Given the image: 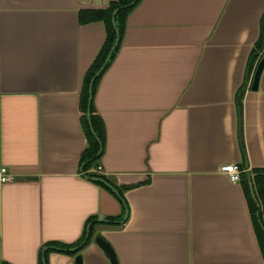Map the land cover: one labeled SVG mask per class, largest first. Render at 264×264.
<instances>
[{
	"label": "crops",
	"instance_id": "obj_1",
	"mask_svg": "<svg viewBox=\"0 0 264 264\" xmlns=\"http://www.w3.org/2000/svg\"><path fill=\"white\" fill-rule=\"evenodd\" d=\"M113 1L0 0V264L78 250L91 219L79 254L45 264H110L97 236L118 264H264L242 181L221 172L244 167L249 187L264 170V0H139L92 99L106 141L88 173L107 190L82 172L79 107L106 33L79 13Z\"/></svg>",
	"mask_w": 264,
	"mask_h": 264
},
{
	"label": "trees",
	"instance_id": "obj_2",
	"mask_svg": "<svg viewBox=\"0 0 264 264\" xmlns=\"http://www.w3.org/2000/svg\"><path fill=\"white\" fill-rule=\"evenodd\" d=\"M138 3L139 0L136 2L135 0H116L111 2L104 10H89L79 13V22L81 25L103 23L106 33V38L102 49L83 78L79 107L80 112L82 113L81 126L87 142V147L80 158L82 172L84 175L86 174L85 177H87L89 180H92L95 184H98L107 190H110L112 187L106 185L107 182L103 177L97 175L96 173H88L92 169L98 170L99 162L103 154L102 151L106 141L104 124L101 118L95 112L92 99L94 98L101 77L109 69L119 52L125 34L128 16L136 8ZM113 13H115V27L112 23ZM117 39L118 44L115 46ZM263 53L264 39H260L254 46L250 56V71L253 70L254 65L257 64ZM110 54L111 56L107 61ZM91 83V90H89ZM90 99L91 101L89 102ZM88 109L90 110V126L87 118ZM100 151L101 154L97 158V155ZM240 170L242 171L240 174V180L242 181L244 195L248 203L254 234L264 262V170H251L249 173V175H251V181L258 206L251 197L247 182L246 169L241 167ZM96 225L98 224L95 219L88 221V230L84 233L82 240L75 246L78 247L77 251H71L73 247L51 243L47 245V247L49 246L53 249H48L45 251L38 264H45L47 254L53 250L62 252L65 255L71 257L79 254L81 250L89 244L91 238L93 237L94 228Z\"/></svg>",
	"mask_w": 264,
	"mask_h": 264
},
{
	"label": "water",
	"instance_id": "obj_3",
	"mask_svg": "<svg viewBox=\"0 0 264 264\" xmlns=\"http://www.w3.org/2000/svg\"><path fill=\"white\" fill-rule=\"evenodd\" d=\"M136 1L137 0H135V2ZM114 16H115V13H113V18H112V23H113V25L115 27ZM263 37H264V30H263ZM117 44H118V39L116 40L115 46ZM110 56H111V54L108 56L107 61L109 60ZM263 69H264V53L261 56V58L259 59L257 65H256V68L254 70V73L252 75V80H251V83H250V90L251 91H256L258 89V84H259V80H260V77H261ZM91 86H92V83H91V85L89 87V90H91ZM90 101H91V99L89 100V102ZM87 118H88L89 126H90V110L89 109H88V112H87ZM100 154H101V151L98 153L97 158L100 156ZM248 181H249V189H250V192H251V196H252L253 200L255 201L256 205L258 206V202L255 199V195H254V192H253V185L251 183L250 177L248 178ZM99 222H101V221H99ZM94 244L108 257V260H109L110 264H118L116 256H115V253H114L113 249L111 248V246H110V244L108 242H106L102 237L97 236V237L94 238ZM74 250H77V249H73V251ZM74 264H82L81 256H77L74 259Z\"/></svg>",
	"mask_w": 264,
	"mask_h": 264
},
{
	"label": "built area",
	"instance_id": "obj_4",
	"mask_svg": "<svg viewBox=\"0 0 264 264\" xmlns=\"http://www.w3.org/2000/svg\"><path fill=\"white\" fill-rule=\"evenodd\" d=\"M100 169L98 168V171ZM221 172L224 173L230 182L232 183H238L240 181V174L241 170L239 167L235 165H226L221 168ZM14 181V178L12 175L8 173L6 168H1L0 169V183L1 184H7V183H12Z\"/></svg>",
	"mask_w": 264,
	"mask_h": 264
}]
</instances>
